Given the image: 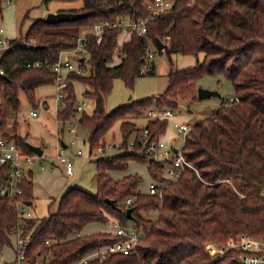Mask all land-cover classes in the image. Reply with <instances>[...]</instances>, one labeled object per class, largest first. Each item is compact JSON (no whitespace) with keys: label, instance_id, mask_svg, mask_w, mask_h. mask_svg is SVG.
Segmentation results:
<instances>
[{"label":"trees","instance_id":"1","mask_svg":"<svg viewBox=\"0 0 264 264\" xmlns=\"http://www.w3.org/2000/svg\"><path fill=\"white\" fill-rule=\"evenodd\" d=\"M148 1L82 0L80 8L59 11L84 13L85 17L58 24L35 20L24 36L10 39V47L0 55V100L16 112L19 93L36 107L35 90L54 81L49 65L84 36L86 74H70L69 78L85 86L83 95L94 102V108L90 114L82 111L78 125L88 130L90 149L104 143L117 121L124 146L130 139L134 141L132 151L94 160L95 193L70 187L55 211L39 220L23 218L9 197L0 194V247L11 245V237L22 228L23 236L29 238L27 264L39 259L44 264H73L118 239L110 232L82 234L89 224L108 225L112 220L139 232L137 246L128 254L111 253L102 263L94 260L88 264H240L233 252L214 262L205 244L222 245L241 236L264 237V0H172L169 11L152 19L146 8ZM120 18L146 20V34H131L118 47L121 29L109 28L96 43L90 34L92 25ZM68 27L88 32H69ZM156 39L164 45L158 53L165 52L170 65L173 54L203 53V61L183 70L170 69L167 86L158 96L105 112L104 101L113 80L119 78L132 89L136 79L143 76L140 69L146 59L145 49L149 45L156 48ZM117 49L120 62L110 65ZM154 73L150 61L145 74ZM204 75L224 76L232 84L237 101L221 100L212 114L192 124L184 137L182 155L196 172L184 169L177 181L164 188L161 197L142 194L138 174L112 178L109 171H126L130 162H137L146 165L152 179L161 180L162 166L143 155L140 136L144 128L152 138L162 135L167 122L149 120L136 128L129 117H141L150 107L173 111L180 100H197L195 81ZM72 82L60 101L64 109L56 114L62 123L77 113ZM7 120L0 101L1 136L23 153L33 155L26 145L28 135L16 132L15 119L7 129ZM7 171V165H0V189ZM20 187L19 198L32 203L31 179L23 178ZM105 200L113 201L114 206Z\"/></svg>","mask_w":264,"mask_h":264},{"label":"rangeland","instance_id":"2","mask_svg":"<svg viewBox=\"0 0 264 264\" xmlns=\"http://www.w3.org/2000/svg\"><path fill=\"white\" fill-rule=\"evenodd\" d=\"M81 6L82 0H49L48 2L44 0H4L0 11V27L3 28L5 36L9 39L24 36L35 20L44 19L48 13H53L60 9H76ZM125 24L126 19H123V25L125 26ZM67 29L69 32H79L81 34L88 32V29L79 31L73 27H68ZM120 38L122 36L118 37L119 40ZM203 57V53H198L196 56L185 55L181 58L180 55L173 54L170 56V65L166 53H158L157 49L153 47V58L151 61L155 65L154 75L145 74L140 76L136 79L132 89L126 87L119 78L113 80L111 92L104 101V111L108 113L118 106L128 104L131 101H139L161 94L167 86V76L170 69L183 70L192 67L197 61H203ZM112 58H116V53H114ZM195 84L198 87L217 91L219 96L203 100L188 99L179 101L177 108L173 110L174 116L167 122L165 132V138L175 139L170 144H174L176 148L183 146V136L176 134L173 127L174 123L185 121L186 123L194 124L211 115L219 106L221 100L226 101L235 94L232 84L224 76L204 75L197 79ZM72 85L76 104L86 101L83 111L86 114H90L94 108V102L83 95L86 89L85 86L78 81H73ZM56 93L57 89L54 83L38 87L35 90V97L38 100L36 105L37 116L35 117L29 115V111L34 107L26 101L22 93H19L20 106L16 112H12L6 103L2 99L0 100L8 119L7 129L10 128L9 124H11V121L15 119L17 121L16 132L21 135L28 134L27 142L40 146L43 150L42 159L32 168L34 199L27 208L36 220L55 211L61 195L70 187L75 186L90 193L96 192V185L92 180L96 172L94 160L75 156L80 147L78 137L81 138L82 134L85 133V130L78 125V117L82 111L77 112L72 117L73 119L70 118L63 123L59 122L56 118L57 110L62 111L64 106L60 104L57 106ZM43 102H46V104ZM141 117L140 120H134L139 126L143 122ZM70 120H73L71 126L68 122ZM119 125L120 121L115 122L108 132L106 141L116 143L121 139ZM70 128L73 129V133H69L68 130ZM59 130H62L60 134ZM112 134L114 137H112ZM173 135L175 136L173 137ZM72 140H74L73 144H71ZM62 144L67 147L63 148ZM60 149H63L65 157L74 159L73 174L69 178L63 173V165L56 160ZM111 153L109 152L107 155ZM39 163L46 164L44 170L39 168ZM52 163L53 166L51 165ZM133 163L138 166L134 168ZM129 166L131 169L134 168L135 172L141 177V183L138 185L139 191L142 194H147L150 180L148 179L146 165L132 162ZM99 229L102 231H98ZM110 230V226L107 224L93 223L87 225L82 233L91 234L96 231L108 233ZM13 246L14 236L11 237V245L0 247V264L14 260L15 252Z\"/></svg>","mask_w":264,"mask_h":264},{"label":"built area","instance_id":"3","mask_svg":"<svg viewBox=\"0 0 264 264\" xmlns=\"http://www.w3.org/2000/svg\"><path fill=\"white\" fill-rule=\"evenodd\" d=\"M172 4V0H150L146 3V8L149 11L150 18L152 19L169 11ZM109 28H120L121 32L124 31L129 36L131 34L142 36L147 32L146 20H126V24L124 26L123 18H120L112 23L107 21L94 23L90 28V34L95 38L96 43H100L104 30ZM84 39V36L81 35L78 38L75 47L61 51L58 55V59L49 65V69L54 74L53 83L57 89L55 96V100L58 102L57 106H59L60 101L64 97V89L72 82L69 75L86 74L87 70L85 69L83 63L88 58V49L85 46ZM9 47L10 39L5 36L3 28L0 27V49L7 50ZM153 47L154 46L149 45L145 49L146 59L140 69L141 75H144L148 70L149 62L153 58ZM115 53L116 58L120 59L119 49H117ZM34 66H40V64L35 63ZM228 101L236 102L237 98L233 95L229 97ZM85 105L86 101H81L77 104L75 103L74 107L76 112L82 111ZM29 115L31 117L37 116V109L31 110ZM145 117L149 120H165L168 122L173 117V111L170 109L150 107L146 110ZM68 122L71 126L73 120ZM173 127L176 134L183 136L184 139L191 128V124L174 123ZM68 131L69 133H73L72 128ZM87 137V132L82 134L81 138L78 137V139L82 141V144L87 145L88 150L86 153H83L80 146L76 152V157H84L89 160H95L99 157L107 156V153L109 152H112L109 155H114L125 150L132 151L134 148V141L130 139L126 146H124L123 141H118L116 143L104 141L102 145L90 149ZM140 141L142 143L143 155L146 156L148 160H152L162 166L161 180L151 179L148 183L147 194L158 195L161 197L164 188L177 181L184 169L196 172L189 162H187L183 157L181 148H174L172 145L167 144L161 139L160 135L152 138L149 136V130L144 128L140 136ZM73 143L74 140L71 141V144ZM113 151H115V153H113ZM41 157L42 155L38 157L35 154L29 155L23 153L14 142L5 139L0 134V165H7L8 167L6 180L0 189V194L2 196H8L18 210L20 216L25 219L31 218L32 213L27 209L28 206L24 204V200L19 198V195L22 193L20 181L23 178L29 179V174L33 166H35L37 162L42 159ZM56 160L63 165L64 173L66 177L69 178L73 173L74 159L65 157L63 149H60ZM45 165V163H39V168L44 170ZM126 203H130V199H127ZM108 225L111 229L110 233L118 239L87 253L73 264H88L94 260L102 263L111 253L119 252L122 254H128L135 249L140 238V234L137 230L132 227L120 225L114 220L110 221ZM22 232L23 229L18 228L13 235L14 251L16 253L15 264H27L25 248L29 243V238L27 236H23ZM46 243L50 244L49 241H46ZM205 251L211 258H214L217 255L223 256L228 252H233L240 264H264V237L256 239L241 236L238 239H229L222 245L209 242L205 244ZM32 264H44V262L36 260Z\"/></svg>","mask_w":264,"mask_h":264},{"label":"water","instance_id":"4","mask_svg":"<svg viewBox=\"0 0 264 264\" xmlns=\"http://www.w3.org/2000/svg\"><path fill=\"white\" fill-rule=\"evenodd\" d=\"M86 14L84 13H73V12H67V11H57L53 13H48L46 17L44 18V22L46 24H58V23H64V22H74L76 20H79L83 17H85ZM155 45L157 50H163L164 45L163 43L156 39L155 40ZM182 56H180L181 58ZM215 96H219V93L214 90H209L207 88H202V87H197L196 88V98L198 100H203V99H209ZM27 148L36 156L40 157L42 155V149L40 146L32 145L27 142ZM65 147V146H64ZM107 204L114 206L113 201L111 200H105ZM24 204L27 206L31 205V201H24ZM128 218L130 219L129 213L130 210L126 211ZM222 256L217 255L213 258V261L216 262L218 260H221Z\"/></svg>","mask_w":264,"mask_h":264},{"label":"crops","instance_id":"5","mask_svg":"<svg viewBox=\"0 0 264 264\" xmlns=\"http://www.w3.org/2000/svg\"><path fill=\"white\" fill-rule=\"evenodd\" d=\"M61 10V9H60ZM62 10H66V9H62ZM58 10H56L55 12H57ZM119 36H122V38H120V40L118 39V37ZM118 37H117V44H118V46H121V44L122 43H124V42H126V41H128L129 40V38H130V36L127 34V33H125V32H121L119 35H118ZM8 38V37H7ZM9 39V38H8ZM5 50H1L0 49V52L2 53V52H4ZM1 53H0V55H1ZM120 62V59H118V58H112V61H111V63H110V65H116V64H118ZM153 62V61H152ZM155 66V65H154ZM144 76V75H143ZM41 87V86H40ZM196 87H198V85H196ZM159 95V94H158ZM157 95V96H158ZM129 100H130V98H129ZM132 102V101H131ZM130 102V103H131ZM43 103H45L46 104V102H43ZM221 103V102H220ZM129 104V103H128ZM125 105H127V104H125ZM33 109H37V107H34ZM33 109H31V110H33ZM30 110V111H31ZM29 111V112H30ZM83 111V110H82ZM173 116H174V114H173ZM136 118V119H135ZM141 118H143L142 120H143V122H142V124L139 126L135 121L136 120H140V117H129V120H131L135 125H136V128H142V127H144L146 124H147V122L149 121V119H147L146 117H145V115H143ZM135 120V121H134ZM13 122L14 121H12L11 122V124H10V127L12 126V124H13ZM181 123H186L185 121H181ZM186 124H189V123H186ZM192 125V124H191ZM83 130H85V132H87L88 133V130L87 129H83ZM110 131V130H109ZM165 132H166V130H165ZM165 132L162 134V135H160V137H161V139L164 141V142H166L167 144H169V145H172L174 148H176L175 147V145L174 144H170V142H172L173 140H175V139H169V138H165ZM21 135V134H20ZM28 135V134H27ZM107 135H108V133L106 134V137H107ZM175 135H173V137H174ZM106 137H105V139H106ZM112 137H114V135L112 134ZM106 141V140H105ZM119 141H122V139H120ZM183 142H184V139H183ZM79 145L81 146V149H82V151H83V153H86L87 152V150H88V147H87V145L86 144H82V141H80L79 140ZM65 146V147H64ZM62 147L63 148H66L67 146L66 145H64V144H62ZM43 151V150H42ZM43 153V152H42ZM130 163H132V162H130ZM130 163H129V165H130ZM52 166H53V163L51 164ZM134 165V166H133ZM133 167L135 168L136 166H138L137 164H134L133 163ZM134 168L133 169H131L130 168V166H128V168H127V170L126 171H122V172H119V171H109L108 173L110 174V176L112 177V178H114V179H121L122 177H124V176H126V175H128V174H137L136 172H135V170H134ZM146 170H147V167H146ZM63 173H64V169H63ZM147 173H148V171H147ZM31 174V175H30ZM30 174H29V178L31 179V182H33V180H32V176H33V174H32V170H31V172H30ZM65 174V173H64ZM73 174V173H72ZM66 176V175H65ZM148 179L149 180H151L152 178L150 177V175H149V173H148ZM150 182V181H149ZM141 183V182H140ZM139 183V184H140ZM138 184V185H139ZM138 188H139V186H138ZM139 190V189H138ZM32 191H33V185H32ZM64 194V193H63ZM62 194V195H63ZM61 195V196H62ZM33 199H34V196H33ZM32 204V203H31ZM98 231H102V230H98ZM98 231H96V232H98ZM94 233V232H93ZM82 234H85V233H82ZM14 250V249H13ZM15 252V251H14ZM14 254H16V253H14ZM38 261H41L40 259L38 260ZM3 264H15V258H14V260L12 261H10L9 263H7V262H5V263H3Z\"/></svg>","mask_w":264,"mask_h":264}]
</instances>
